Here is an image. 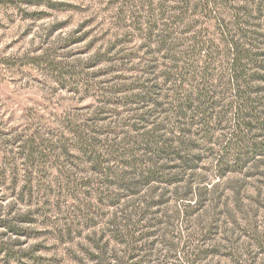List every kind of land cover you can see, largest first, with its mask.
<instances>
[{
	"label": "rangeland",
	"instance_id": "rangeland-1",
	"mask_svg": "<svg viewBox=\"0 0 264 264\" xmlns=\"http://www.w3.org/2000/svg\"><path fill=\"white\" fill-rule=\"evenodd\" d=\"M0 264H264V0H0Z\"/></svg>",
	"mask_w": 264,
	"mask_h": 264
},
{
	"label": "trees",
	"instance_id": "trees-1",
	"mask_svg": "<svg viewBox=\"0 0 264 264\" xmlns=\"http://www.w3.org/2000/svg\"><path fill=\"white\" fill-rule=\"evenodd\" d=\"M235 44V48H236V51H237V63L239 64V62H241L240 60L243 58V53L241 52L242 51V47H241V43H239L238 40H236L234 42ZM206 97L208 98V96L206 95ZM178 107L180 108V105H178Z\"/></svg>",
	"mask_w": 264,
	"mask_h": 264
}]
</instances>
